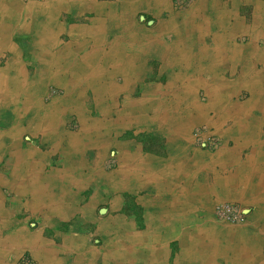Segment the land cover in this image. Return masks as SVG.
I'll return each mask as SVG.
<instances>
[{"label": "crops", "instance_id": "obj_1", "mask_svg": "<svg viewBox=\"0 0 264 264\" xmlns=\"http://www.w3.org/2000/svg\"><path fill=\"white\" fill-rule=\"evenodd\" d=\"M42 3L0 17V264H264V0Z\"/></svg>", "mask_w": 264, "mask_h": 264}, {"label": "rangeland", "instance_id": "obj_2", "mask_svg": "<svg viewBox=\"0 0 264 264\" xmlns=\"http://www.w3.org/2000/svg\"><path fill=\"white\" fill-rule=\"evenodd\" d=\"M44 1L45 0H24V1L23 0H0V17H1V20L6 21V22L9 20L11 21L12 19H14V16H17L19 14L33 15L36 13H43L45 11V6H44L45 4L42 2H44ZM172 1L174 2L173 4L175 5V7L177 9H185L186 7H188L190 5V3L193 0H189V2H187V3H183L181 0H172ZM254 20H256L257 23H256L255 27L253 28V21ZM69 21L70 20L67 21V24ZM231 22H232V24H228V25H231V27L228 28V32H230V33L233 32V34H235L234 39L237 38L239 35L243 36V37L237 38V40L239 42H242V41L245 42L246 41V44L251 43L252 39H250V37H251L250 34H254V35L256 34L255 37L253 38V44L254 45L257 44V43H255L257 37H263V39H264V19L256 18L254 16H252L250 19H248L246 17H237L235 20H233ZM224 23L225 22L220 21V24H218V29H219V32H221V33L223 32V29L225 30L227 28L226 27L227 25L224 26ZM250 24H251V27L253 29L248 28ZM51 29L53 31H57L58 28H56L52 25L50 28V31H52ZM54 39H51L50 35L48 34V35H46L44 43H46L49 47L59 46L61 44V42L54 40ZM70 43H72V41H70ZM263 46L264 45H262V47ZM25 82H26V80H25ZM23 86L21 83H19L18 85H16V84L14 85V84H11L9 82L4 83V84H0V99H1L0 102H6L5 98L10 97V96L12 97L14 95V89H19ZM12 87H14V89H11ZM244 87L246 88V86H244ZM259 89L261 90L260 87H259ZM246 90H247V92L250 93V90L248 88H246ZM40 91H41L40 88L38 90L34 89L33 93H34V95H36V94L40 93ZM49 91H50V94H49L48 99H50L51 96H53L55 94L63 93V90L61 88H59L53 84H51L49 86ZM241 92H242V89L239 90V93H241ZM239 93H236L234 96H237V94H239ZM29 94H27V96ZM98 95L100 96V94H98ZM246 95H247V93H245V96ZM4 107H6V105L4 103L0 104V108L2 110H4ZM8 107H9V105H8ZM41 107L42 106H40V108ZM71 120H73V118ZM78 127H79V125H78L76 119L74 118V120L69 124V128L77 129ZM16 139L17 138L15 136L12 138V140H16ZM115 163H116L115 158L108 160L107 161L108 168H110V169L113 168L115 166ZM242 207H244V206H242ZM214 213H215V211H214ZM215 215H216V213H215ZM216 217L218 219H220L217 215H216ZM220 220H222V219H220ZM223 221L230 224V225H236L237 224V223H232V222H228L225 220H223ZM18 240H21V239L18 238ZM12 244H14V243L12 242ZM11 246H13V245H11ZM100 251L103 252V250H100ZM23 257L31 258V260L33 261V264H36V261L34 260V258L31 256L30 253H27V252L23 253L22 256L19 257V264H24L23 263Z\"/></svg>", "mask_w": 264, "mask_h": 264}, {"label": "built area", "instance_id": "obj_3", "mask_svg": "<svg viewBox=\"0 0 264 264\" xmlns=\"http://www.w3.org/2000/svg\"><path fill=\"white\" fill-rule=\"evenodd\" d=\"M183 3L189 2V0H181ZM179 2V1H178ZM205 129H200L199 134L204 132ZM201 145H207V146H215L219 144V141L217 138H215L213 135L209 136L208 140L203 141L199 140ZM214 211L216 215L225 221L232 222V223H240L244 221L247 217V212H245V208L242 207L240 204L235 202H227V201H221L218 202L215 207ZM23 263L24 264H33V261L29 257H23Z\"/></svg>", "mask_w": 264, "mask_h": 264}]
</instances>
